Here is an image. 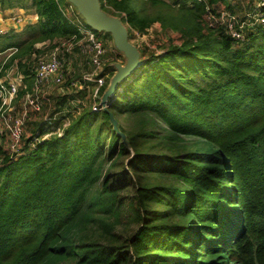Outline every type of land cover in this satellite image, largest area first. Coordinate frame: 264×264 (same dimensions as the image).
Instances as JSON below:
<instances>
[{
    "label": "trees",
    "instance_id": "obj_1",
    "mask_svg": "<svg viewBox=\"0 0 264 264\" xmlns=\"http://www.w3.org/2000/svg\"><path fill=\"white\" fill-rule=\"evenodd\" d=\"M240 4L101 0L130 39L159 23L177 41L149 57L137 45L144 63L108 110L88 106L61 136L31 149L52 130L41 123L26 153L5 157L0 264H264V23L236 38L204 21L208 10L235 14ZM31 7L37 22L27 41L0 37V52L19 49L9 63L39 42L81 37L67 0ZM110 66L102 75L113 74ZM79 90L56 104L54 129L72 116L70 100L86 95Z\"/></svg>",
    "mask_w": 264,
    "mask_h": 264
},
{
    "label": "built area",
    "instance_id": "obj_2",
    "mask_svg": "<svg viewBox=\"0 0 264 264\" xmlns=\"http://www.w3.org/2000/svg\"><path fill=\"white\" fill-rule=\"evenodd\" d=\"M252 8L261 19H264V0H254ZM221 9V13L231 16V12L225 6H222ZM2 13L0 8V37L16 33L22 26L31 23L29 17L17 15L14 12L9 15H2ZM67 14L76 23L81 37L73 36L69 39H62L63 41L59 43L55 42L53 49L46 55H34L36 57L27 66L32 75L30 81L27 80L28 75L21 68L20 62L22 61L19 58H15L9 63L13 55L19 51L17 47H10L4 52H0V55L7 54L5 61L0 65V163L2 165L5 157L15 159L26 153L27 139L35 135L34 132L28 134L29 122L33 115L44 111L45 89L50 86L62 85L65 82L67 68L71 65L69 58L76 51L87 58V63L94 67V70L93 73H87L83 76L84 81L82 83L72 82V85L80 84V89L91 93L93 110L104 109L101 104L100 91L107 76L102 75L104 71L102 69L103 57L106 53L105 46L78 13L70 8ZM205 18L212 26L222 25V23L217 24L215 14L210 10L207 11ZM236 23L237 19L234 17L233 21L223 25L227 26L232 36L242 38V28L245 23L239 28ZM91 85L94 87L91 88ZM111 98L108 100V105ZM87 103V92L83 97L70 100L72 116H67L55 129L53 124L60 118V112L57 111V106H53L54 112L47 113L44 121L41 122L46 127L51 124L50 129L52 130H49L42 137H34L33 141L29 143V147L32 149L38 141L53 135L61 136L65 128L69 126L71 117L79 115L88 107Z\"/></svg>",
    "mask_w": 264,
    "mask_h": 264
},
{
    "label": "rangeland",
    "instance_id": "obj_3",
    "mask_svg": "<svg viewBox=\"0 0 264 264\" xmlns=\"http://www.w3.org/2000/svg\"><path fill=\"white\" fill-rule=\"evenodd\" d=\"M232 3L236 4L237 2H240L241 4V8L237 10V8H235V15L233 13H229L231 16L221 13L222 9L219 8V12H220V16L215 15L216 20H217V24L218 23H222V24H228L230 23V21L234 20V17L237 19V23L236 25L239 27H241V25L245 26H249L250 28L254 27L255 23H264L261 21V18L256 14V12L253 10V2L254 0H231ZM17 2V1H16ZM235 6V5H234ZM2 8V7H1ZM16 11H18L17 14L22 15L25 17H29V16H33L34 15V11L33 8L31 7V0H26V1H22L21 4L17 5L16 7ZM32 11V12H31ZM72 11V10H71ZM234 15V16H233ZM30 18V17H29ZM204 21L210 26V27H215L209 24L208 19L205 18L204 16ZM216 24V22H214ZM247 23V24H246ZM28 25H24L21 27V29L16 32L13 35H8V39L6 41L8 42H15L18 44H23L25 41H27L30 37V32L27 29ZM245 29V27L242 28V30ZM95 31V30H94ZM97 34H99V39L102 40L105 49H106V53L103 57V66L102 69H104V71L106 70V65L110 64V68H112L113 74H111L110 72H106L108 76H106V80L104 85L102 86L101 90L106 87V85H109L113 75L116 72V68H115V64H125L126 61V57L125 54H123L122 52L119 51L118 47L116 46V44L114 43V40L112 38V36L109 33L104 32H99L96 31ZM243 31H242V35H243ZM177 35L175 32L173 31H164L161 27V25L159 23H155L154 25H152V27L149 28L148 32H146L143 35H140L137 32H134V35L132 36V42L135 45H138L140 47L141 50H146V57L150 56V53L155 51L156 54H162L164 52V49H162L160 47V45L163 44H167V41L169 39H173L177 41ZM7 37H4V39ZM175 38V39H174ZM3 39V38H1ZM60 41L63 40H56V41H45V42H39L37 43L34 48L30 51H28L27 53L20 55L19 56V60L22 61L20 63H24L26 66H28V63L30 61H32V59H34V57L36 56H42V55H46L49 51H51L53 49L54 43H59ZM18 53V52H17ZM7 54L3 53L0 55V65L5 61V56ZM36 55V56H34ZM18 58V57H17ZM71 65L69 66V68H67V77L65 82L62 85H58V86H50V87H46L45 91V99L44 101H46L44 103L45 107H44V111L33 115L32 119L29 122V130H28V134H32L35 128L39 127V124L44 121L45 116L47 115V113L49 114L50 112H54V108H52L53 106H57L56 104L58 103L59 100L65 98L68 99L70 94H74L77 93V91L80 89L79 85H70L68 83V80L70 79L71 81L74 82H79L82 83L84 81L83 76L87 73H93L94 67H92L90 64L87 63V58L81 54H79L78 51L75 52L74 55H71V57L69 58ZM138 69H136L131 75H129L128 77H126L122 82H128V80H130V78L136 73ZM94 85H91V88H93ZM108 87V86H107ZM80 91V90H79ZM87 92V96H88V106H91L93 103V98H91V93L89 91ZM100 95L102 98V93L100 91ZM122 96V95H121ZM121 96H119V99L121 98ZM97 101H99L97 99ZM51 105V106H50ZM110 105V104H109ZM115 107L117 106V102L114 104ZM109 108V106H108ZM35 127V128H34ZM2 164L0 163V166Z\"/></svg>",
    "mask_w": 264,
    "mask_h": 264
},
{
    "label": "water",
    "instance_id": "obj_4",
    "mask_svg": "<svg viewBox=\"0 0 264 264\" xmlns=\"http://www.w3.org/2000/svg\"><path fill=\"white\" fill-rule=\"evenodd\" d=\"M78 11L93 30L109 33L119 51L125 54V64H115L116 72L112 80L102 95L101 104L104 110H108V100L113 97L120 88L122 81L131 75L136 69L143 65L141 51L130 39L129 28L118 16L105 12L101 5V0H67ZM115 130L119 133L117 120L111 115ZM123 140L125 134L121 133Z\"/></svg>",
    "mask_w": 264,
    "mask_h": 264
},
{
    "label": "crops",
    "instance_id": "obj_5",
    "mask_svg": "<svg viewBox=\"0 0 264 264\" xmlns=\"http://www.w3.org/2000/svg\"><path fill=\"white\" fill-rule=\"evenodd\" d=\"M0 8H1V5H0ZM2 11H3L2 15H9V14H11V12H14L15 14L18 13V11H16V8H6V9H2ZM17 15H19V14H17ZM22 15H23V13H22ZM29 17L31 18V23L37 22V19H36V17H34V15L33 16H29Z\"/></svg>",
    "mask_w": 264,
    "mask_h": 264
}]
</instances>
